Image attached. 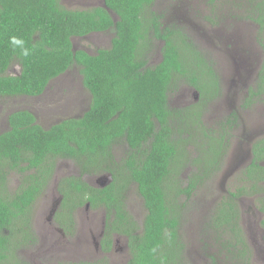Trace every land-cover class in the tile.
I'll return each mask as SVG.
<instances>
[{"label":"trees","instance_id":"trees-1","mask_svg":"<svg viewBox=\"0 0 264 264\" xmlns=\"http://www.w3.org/2000/svg\"><path fill=\"white\" fill-rule=\"evenodd\" d=\"M155 1L104 0L106 7L100 3L68 8L60 0H0V95H40L51 79L73 65L79 67L82 84L90 93L89 106L81 116L67 117L48 128L28 110L9 114L8 129L0 133V264H22L15 255L17 246L23 239L34 240V202L61 160L77 168V173L57 183L62 201L54 219L64 231L74 226V210L88 202L91 208L105 211L104 252L110 250L114 235L128 239L130 257L124 264L190 262L180 233L186 201L210 176V168L221 165L239 117L235 110L228 113L216 130L204 122V109L220 94V76L191 30L177 21L166 22L152 9ZM244 1L243 11L258 25L264 48V13L255 11L264 0ZM105 31L113 32L108 48L92 54L73 48V37ZM12 35L25 40L29 57L12 49ZM157 40L162 42L161 59L150 65ZM11 63L20 69L8 75L5 71ZM182 85L198 92V99L173 106L169 95L178 93ZM261 100L264 63L240 108L250 109ZM254 143L264 149V141ZM120 144L125 151L118 157L115 151ZM256 158L257 154L248 167V180L258 173L253 189L264 193V185L258 183L264 180V167L257 165ZM187 167L190 172L181 176ZM12 173L19 174L20 181L9 191ZM96 174H110L112 179L103 187L91 185L86 177ZM131 188L141 197V217L128 208ZM239 194L223 196L210 218L211 232L227 253L221 262L216 254H208L209 264H251L239 223ZM16 232L24 236L11 245ZM66 264L108 262L103 257Z\"/></svg>","mask_w":264,"mask_h":264},{"label":"rangeland","instance_id":"rangeland-1","mask_svg":"<svg viewBox=\"0 0 264 264\" xmlns=\"http://www.w3.org/2000/svg\"><path fill=\"white\" fill-rule=\"evenodd\" d=\"M68 8H86L92 5L100 4L102 0H60ZM183 2V5L181 4ZM186 2H190V10L195 16H187L183 12ZM203 3V5H200ZM219 4V5H218ZM246 5L244 0H156L152 9L161 13L164 19L168 17L169 21H179L185 29H190V35L197 43L198 47L212 59L214 69L220 76L221 89L220 94L212 100L204 109V122L213 129H218L221 121L225 120L229 110H237L239 116V127L236 130L237 144L233 146L230 156H235L236 152L243 150L249 142L243 135V131H250L255 138L256 132L252 131L259 123L264 126V103L259 101L250 109H241V97L245 93L249 82L243 79L237 84L230 81L234 77L232 74V64L238 60L231 53V49L224 51L225 47L231 46V41L242 48L248 59L243 61L248 63L244 78L253 77L257 68V56L261 57L262 52L256 43L257 24L246 18L243 7ZM179 6L181 8L173 12L171 7ZM195 29V31L193 30ZM112 31L93 32L82 37H73L72 44L74 49H83L88 53H95L99 48H108L110 46ZM160 43H155L153 47L151 61L148 64L157 63L160 56ZM254 78V77H253ZM252 79V78H251ZM250 79V80H251ZM236 80V79H235ZM249 80V81H250ZM170 96L171 104H182L184 102H195L198 99V92L191 87L180 86L178 93L173 92ZM90 93L82 84V76L79 67L73 65L58 77L53 79L48 85V89L38 97L14 96L0 97V124L5 129L6 117L12 110L30 111L38 124L48 128L67 117L81 116L88 108ZM173 102V103H172ZM246 121L256 120L249 125ZM4 130L0 129V132ZM231 131V130H230ZM264 136V134L262 135ZM234 133L230 136L229 144L236 139ZM240 140V141H239ZM231 146L228 148V150ZM227 150V151H228ZM125 148L122 144L116 146V155L122 156ZM235 153V154H234ZM234 154V155H233ZM240 156H237L231 163L229 159L223 161L224 168L229 169L232 164L238 163ZM244 162L238 163L243 165ZM236 166L232 169V174L237 175L241 168ZM77 168L72 162L58 161L47 190L41 194L35 201L32 209L31 223L33 222L34 236L32 242L19 241L15 255L20 263L28 264H66L77 262L82 257H88L93 262L106 257L108 264H124L127 257L122 249L125 247L124 239L119 238L109 254L97 249L94 243L98 242V232L101 229L105 211L103 207L91 208L88 202L79 206L73 212L74 226L69 232H60L57 230L58 223L50 214L54 201L59 197L55 190V184L63 176L70 173H77ZM190 172L188 167L182 172L181 176L186 177ZM102 174L87 176L86 179L91 185L100 186L101 180L98 179ZM20 175L12 173L8 175V189L12 191L19 184ZM221 175L218 177L212 175L208 177L190 199H187L180 222L181 242L184 244L185 255L188 264H209L208 254H216V258L221 262L225 259L226 248L220 247L216 241L215 234L211 232L209 221L215 214L218 203L226 195L224 186L220 187ZM236 180L231 178L227 182V189L234 190L239 185ZM223 189V190H222ZM128 204L131 207V213L137 217L143 214L142 200L137 194L135 188L128 192ZM239 209V223L242 225L245 236L248 237V245L251 252V264H264V256L260 251L255 250L256 242L262 243L261 234L264 235V224L259 221L264 219L258 215H252L254 210L253 197L241 198L237 201ZM53 219V220H52ZM20 225V220L17 221ZM247 223L250 231H247ZM256 224V225H255ZM248 229V230H249ZM250 233L251 239H249ZM34 233V234H33ZM20 235V236H19ZM24 234L16 232L11 238L13 245L18 237L22 239ZM120 237V236H118ZM251 241L253 243L251 244Z\"/></svg>","mask_w":264,"mask_h":264},{"label":"flooded vegetation","instance_id":"flooded-vegetation-1","mask_svg":"<svg viewBox=\"0 0 264 264\" xmlns=\"http://www.w3.org/2000/svg\"><path fill=\"white\" fill-rule=\"evenodd\" d=\"M181 4L183 5V2H181ZM200 5H203V3H200ZM219 5V4H218ZM260 7V6H259ZM259 7H256L255 6V11H256V14H259L260 12L264 13V6L261 8ZM181 7L179 6H175V7H171L169 9H171L173 12H175L177 9H179ZM261 9V10H260ZM183 12L185 13V15L187 14V16H190L193 14L192 10H190V2H186L185 6L183 7ZM193 16H195L193 14ZM173 17V21L174 20V15L172 16ZM165 21L166 22H173V21H169L168 20V17L165 18ZM179 22V21H177ZM195 31V29H193ZM257 30H258V25H257ZM112 38V37H111ZM259 37L257 36V32H256V43L258 44L261 52H262V55L261 57L257 56V68H256V72L253 74V77H248V78H244L245 76V70L247 69V65L248 63H245L243 61L247 60L248 59V56L246 55V52L242 49V48H238V45L237 44H234L233 41H231V46L230 47H225L224 48V51H227L228 49H231V53L234 55V57L238 60L237 62H233L232 66V71H234V73L232 74L234 77L236 78H232L230 81H232L231 83L232 84H237L239 82H241L243 79H245L247 81V83L249 82L248 84V87L250 84H253L256 79L259 77L260 75V71L262 69V66H263V63H264V48L261 46L260 42H259ZM111 42V41H110ZM155 42V41H154ZM158 43L162 44L161 41L157 40ZM153 52V47L150 51V54H152ZM152 56V55H151ZM150 56V58H151ZM161 59V54L159 56V60ZM158 60V61H159ZM151 61V60H149ZM157 61V62H158ZM17 65L16 63H11L5 73L6 74H13V73H17V71L20 69V66H19V69H17ZM58 77V76H57ZM56 78V77H55ZM54 78V79H55ZM252 78V79H251ZM236 79V80H235ZM251 79V80H250ZM53 79H51L52 81ZM250 80V81H249ZM51 81L48 83V85L51 83ZM48 85L46 86L45 90L43 91V93L48 89ZM248 87H246V90H245V93L242 95L241 97V100L243 102V99L245 98V96H247V89ZM42 93V94H43ZM40 94V95H42ZM40 95H37V96H27V95H16V96H26V97H38ZM0 97H14V96H10V95H0ZM188 102H184L182 104H172L173 106H187L190 104L189 100H187ZM173 103V102H172ZM264 103V101L262 102ZM244 110V109H243ZM14 111V110H13ZM12 110L8 113L7 117H6V125H7V128L5 129L4 127H2L3 125L0 124V129L2 130H7L8 129V116L11 112H13ZM234 110H229L228 113H231L233 112ZM238 114V111L235 110ZM227 113V114H228ZM239 117V116H238ZM239 120V119H238ZM240 121V120H239ZM256 121V120H254ZM254 121H246L245 120V123H249L252 124ZM259 122L256 121V125H258ZM239 127V125L235 126V129H237ZM252 131L256 132V137L254 138L253 137V134L252 132L250 131H243V135L246 137V139L249 141L245 147L243 148V150L241 151H238L236 152L235 156L234 157V160L237 156H240L239 159H238V163H242L244 162L243 165H238V163H233L232 166L229 168V169H226L224 168V164H223V161H226L227 159H229V163H231L232 160L230 159H233V157L230 156V153L232 152V149H233V146H235L237 144V136H236V130L235 132L233 131L234 133V137L236 140L232 143V144H229L231 146V148L227 151L226 155L224 156V160L222 161L221 165L219 164L218 166L216 165V167L214 166L213 168H210L212 170V173L210 174L209 177H211L212 175H215V176H219L221 175V181H220V187L224 186V191L226 190V195H228L229 193H235L237 191L239 192H242V194L238 197V201H240L241 198H247L248 196L250 197H253V203L255 205L254 207V210L252 211V215H258L259 217H263L264 216V193L261 192V193H257L255 192V190L253 189V185H254V182L252 180H255L257 181L258 178H260V175L257 173V175L255 176V173H251L253 176L255 177H251V178H254L252 180H248L249 179V175L247 174L248 172V167L250 166L251 162H252V159L254 158V155L257 154V158L255 160V162L257 163L258 166H262L264 167V149H261L262 148V144L261 143H254L256 142L257 140H261V141H264V136H262L264 134V126L261 125V123H259V126L255 127ZM3 132V131H2ZM1 133V132H0ZM240 141V140H239ZM229 146V147H230ZM255 146V147H254ZM253 147H254V150L255 152L253 151ZM233 154V155H234ZM263 156V157H261ZM68 162H71L69 160H67ZM236 166H238L237 168H241L240 172L237 174V175H233L232 174V169H234ZM188 170H189V167H188ZM246 171V174L243 173V171ZM231 178H233L234 180H236L238 183L240 182L239 185H236L235 186V189L234 190H231L229 191L227 189V182L228 180H230ZM207 179V178H206ZM59 181V180H58ZM58 183V182H57ZM258 183L259 184H262L264 185V180H261L259 179L258 180ZM49 185V184H48ZM47 185V186H48ZM47 186L45 187V189L43 190V193L47 190ZM55 186V190H56V193L57 195L59 196L57 198L56 201H54V206L51 207L50 209V214L52 216L55 217V213L57 212V210L59 209L60 207V204H61V201H62V195L60 194L59 190L57 189V184L54 185ZM101 186V185H100ZM102 187V186H101ZM240 190H238V188H240ZM223 190V189H222ZM42 193V194H43ZM225 196V195H224ZM35 203V202H34ZM78 208V207H77ZM76 208V209H77ZM128 208L131 210V207H130V204H128ZM33 209V208H32ZM31 214H32V211H31ZM53 217V218H54ZM53 220V219H52ZM260 224H264V219L260 220L259 221ZM33 225V222L31 223ZM31 225V227L33 228V226ZM241 225V224H240ZM256 225V224H255ZM59 226V225H58ZM104 226H105V216H104V219H103V223H102V226H101V229L99 230L98 232V242L97 243H94L95 246H96V250L99 249L101 251H103L102 249V245H101V239H102V236L104 234ZM242 227V225H241ZM243 228V227H242ZM249 225L247 223V231H250L251 232V229H249ZM58 231L60 232H66L63 230V228L61 227H58L57 228ZM34 234V233H33ZM247 234H249V239H251V236H250V233L247 232ZM119 238H123L124 239V245L125 247L122 249V251L124 252L125 256L127 257L126 261L129 259L130 257V254H129V247H128V239L125 237V236H120L118 237V235H114V237L111 239V248L109 251L107 252H104L105 254H109L112 249L114 247H117L116 243L118 242ZM246 239L248 240V237L246 235ZM25 242H26V239H23ZM261 240H262V243H258L256 242V245H255V250L256 252L257 251H260V253L262 254V256H264V235L261 234ZM33 240L31 239H28V242H32ZM248 243V242H247ZM253 243V241H251V244ZM34 242L31 243V245H33ZM185 249V248H184ZM91 261L93 262L90 258H88L87 256L86 257H82V259H80L79 261L75 262V263H78L80 261ZM124 262V263H125ZM22 264H28L27 262H23Z\"/></svg>","mask_w":264,"mask_h":264},{"label":"clouds","instance_id":"clouds-1","mask_svg":"<svg viewBox=\"0 0 264 264\" xmlns=\"http://www.w3.org/2000/svg\"><path fill=\"white\" fill-rule=\"evenodd\" d=\"M9 44L12 47V49L19 50V55L22 57H29L31 54V50L25 46V40L22 37H18L15 35H12L9 37ZM17 69H19V66H17Z\"/></svg>","mask_w":264,"mask_h":264},{"label":"water","instance_id":"water-1","mask_svg":"<svg viewBox=\"0 0 264 264\" xmlns=\"http://www.w3.org/2000/svg\"><path fill=\"white\" fill-rule=\"evenodd\" d=\"M101 4H102L104 7H106L104 0H102ZM108 11H109L111 14H113L111 10L108 9ZM98 179H100V180L102 179L100 185L103 187V186H105L106 184H108V183L111 181L112 178H111V175H110V174H102L101 176H99Z\"/></svg>","mask_w":264,"mask_h":264}]
</instances>
